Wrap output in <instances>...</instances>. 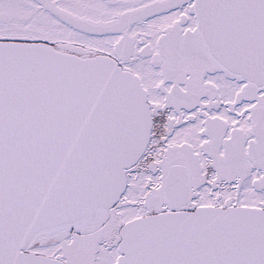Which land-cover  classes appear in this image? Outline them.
Here are the masks:
<instances>
[{"label":"snow or ice","instance_id":"snow-or-ice-1","mask_svg":"<svg viewBox=\"0 0 264 264\" xmlns=\"http://www.w3.org/2000/svg\"><path fill=\"white\" fill-rule=\"evenodd\" d=\"M0 264H264V0H0Z\"/></svg>","mask_w":264,"mask_h":264}]
</instances>
